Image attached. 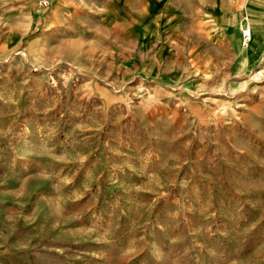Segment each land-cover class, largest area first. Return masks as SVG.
Returning <instances> with one entry per match:
<instances>
[{
	"label": "rangeland",
	"instance_id": "374dc122",
	"mask_svg": "<svg viewBox=\"0 0 264 264\" xmlns=\"http://www.w3.org/2000/svg\"><path fill=\"white\" fill-rule=\"evenodd\" d=\"M42 1L0 0V264H264V0Z\"/></svg>",
	"mask_w": 264,
	"mask_h": 264
},
{
	"label": "built area",
	"instance_id": "2783aa9c",
	"mask_svg": "<svg viewBox=\"0 0 264 264\" xmlns=\"http://www.w3.org/2000/svg\"><path fill=\"white\" fill-rule=\"evenodd\" d=\"M41 3H42L44 6L48 7L49 4H50V1H49V0H43ZM244 36H245V38H246V41H248V40L250 39V37H251V34H250L249 31H245Z\"/></svg>",
	"mask_w": 264,
	"mask_h": 264
},
{
	"label": "crops",
	"instance_id": "0c3cea01",
	"mask_svg": "<svg viewBox=\"0 0 264 264\" xmlns=\"http://www.w3.org/2000/svg\"><path fill=\"white\" fill-rule=\"evenodd\" d=\"M222 19H223V22H224V23L228 24V22H227L228 20H227V18H226V17H224V16H223V18H222Z\"/></svg>",
	"mask_w": 264,
	"mask_h": 264
},
{
	"label": "bare ground",
	"instance_id": "6f19581e",
	"mask_svg": "<svg viewBox=\"0 0 264 264\" xmlns=\"http://www.w3.org/2000/svg\"><path fill=\"white\" fill-rule=\"evenodd\" d=\"M228 26V25H227ZM248 28V27H247Z\"/></svg>",
	"mask_w": 264,
	"mask_h": 264
}]
</instances>
